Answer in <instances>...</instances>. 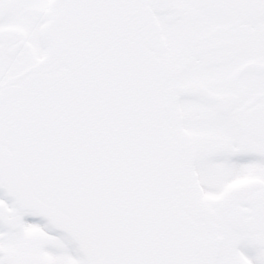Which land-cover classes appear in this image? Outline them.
<instances>
[{
    "label": "snow or ice",
    "instance_id": "6c2138e0",
    "mask_svg": "<svg viewBox=\"0 0 264 264\" xmlns=\"http://www.w3.org/2000/svg\"><path fill=\"white\" fill-rule=\"evenodd\" d=\"M0 264H264V0H0Z\"/></svg>",
    "mask_w": 264,
    "mask_h": 264
}]
</instances>
